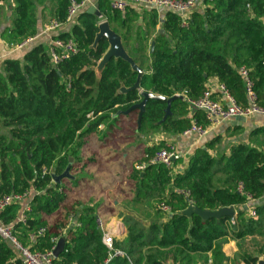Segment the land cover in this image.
<instances>
[{"label":"trees","instance_id":"obj_1","mask_svg":"<svg viewBox=\"0 0 264 264\" xmlns=\"http://www.w3.org/2000/svg\"><path fill=\"white\" fill-rule=\"evenodd\" d=\"M13 1L12 24L2 36L20 44L36 34L38 0ZM96 3L111 30L121 37L126 53L144 71L139 90L120 91L131 89L138 77L121 59H111L96 77L94 69L108 43L101 39L94 45L99 19L85 9L69 32L60 28L52 38L74 43L76 53L67 59L54 65L49 49L36 45L21 60H4L0 128L7 131H0V197L32 189L35 192L24 223L18 219L19 205L1 212L0 221L13 227L17 241L32 252L49 251L53 238H64L63 250L52 264H224L222 246L228 238L239 241L257 235L264 239V204L252 205L255 217L245 218L246 198L237 191L241 185L253 201L264 196V148L238 141L223 149L222 137L213 135L190 153L183 171L174 170L182 163L181 158L171 168L148 165L143 176L131 165L122 192L133 203L154 208V217L147 226L125 218L126 237L122 242L113 241L112 251L103 244V232L96 224L102 205L89 206L87 202L93 198H72L71 193L80 190L79 180L53 184L51 174L60 175L69 157L74 159L72 169L79 166L82 139L100 125L117 131L116 123L124 116L111 117L139 103L141 91L163 98L147 101L135 125L144 135H181L191 127L189 113L206 128L204 112H190L187 101L200 99L212 78L224 86L237 105L246 107L248 99L239 68L247 70L256 103L264 107V0L205 2L204 11H193L186 26L170 12L159 23L154 9L141 14L129 9L122 14L110 9L109 0ZM54 6L55 20L64 25L69 0H54ZM176 95L182 99L171 102V115L158 124L165 115L166 101ZM250 137L264 138V127L253 130ZM163 147V143L146 147L141 160ZM90 162L95 160L87 159L84 165ZM181 190L188 192L189 200L202 211L234 207V224L228 217L203 220L197 215H182L189 204L177 193ZM161 203L171 209L170 213L159 209ZM52 216H56L58 233L48 226ZM70 216L79 227L68 226ZM42 227L45 233L30 241ZM239 259L245 264L259 262L247 255H239ZM0 264H22L9 241L0 240Z\"/></svg>","mask_w":264,"mask_h":264},{"label":"crops","instance_id":"obj_2","mask_svg":"<svg viewBox=\"0 0 264 264\" xmlns=\"http://www.w3.org/2000/svg\"><path fill=\"white\" fill-rule=\"evenodd\" d=\"M95 3L96 0H92L85 7V10L87 11ZM205 4V2H199L194 8V11H204L206 8ZM14 6L13 0H5L3 5L0 6V72L2 63L6 59L21 60L23 54L36 45H44L49 49L53 41L52 38L55 35V32L44 33L45 26L51 20H55L54 0H38L36 2L35 11L37 19L36 34L33 37L27 38L31 39V41L21 48H19L21 43H11L8 35L3 37L2 34L3 30L9 28L12 24V11ZM131 10L141 14L150 9L143 8L137 10V8H135ZM156 12L159 16V23H162L164 14L167 11L158 9ZM98 19V24L106 21L102 14L101 18ZM262 21L264 23V18ZM141 23V20H138L137 24L140 25ZM71 25L72 24H64L61 29L64 32H69ZM157 28H159V26ZM95 74L98 78L100 73L96 71V67ZM218 85L219 83L217 80L212 78L208 80L206 88L213 92V96L217 100L224 102L223 95L217 89ZM119 114H122L124 117L118 119L119 121L116 123L118 127L117 131H107V128L102 124L98 127L100 131H95L82 139V141H84V145L81 147L82 161L79 166L74 167L72 170V174H74L76 180H79L78 187H80V190L73 191L71 197L80 200L93 198V201L87 202L89 206L94 204L102 205L98 212L97 219L99 218L101 222L102 219H106L105 223L102 222V232L109 234L113 241L122 242L125 239L127 234V228L124 222L125 218L127 219L130 217L140 221L144 226H147L154 217V208L146 204H135L128 194L122 192V189L126 187V177L129 175V168L143 158L144 149L146 147L158 146L161 143H163L164 146L174 145L182 159V163L174 167L175 173L183 171L186 168L190 153L197 146L202 145L204 140L209 136H221L223 139V149H228L230 145L238 141L250 143V145L255 148H264V145L260 144L262 141L264 142V138L257 137L256 139L250 137V133L253 130L264 127V116L262 115H256L253 118L247 119L246 122L241 125L232 126L231 121L222 122L209 127L207 136L198 139V137L192 133L170 135L164 132H157L144 135L139 133L135 128L138 120V111L135 110L132 114L127 115L119 112L113 115L111 119L117 118ZM0 131L5 132L7 130L0 128ZM91 158H93L95 162L86 163V165H84L85 161ZM29 202L28 200H24L17 204L20 206L18 219ZM251 204L254 206L264 204V196L259 201H254ZM244 212L245 218L250 217L248 209L244 208ZM55 217L56 216H52L49 219L48 226L52 229L53 233H58L59 229H57L54 222ZM235 218L236 210L234 219ZM62 234L64 236L65 232ZM263 246L264 239L257 235L248 236L239 241L228 238L222 246V251L226 257L224 264H245L239 259V255H247L264 262ZM208 257H210V254H208ZM210 262L209 259L208 263Z\"/></svg>","mask_w":264,"mask_h":264},{"label":"built area","instance_id":"obj_3","mask_svg":"<svg viewBox=\"0 0 264 264\" xmlns=\"http://www.w3.org/2000/svg\"><path fill=\"white\" fill-rule=\"evenodd\" d=\"M92 0H82L77 2L76 0H69V6L67 9V16L65 24H74L78 15L85 9V7ZM212 0H109V7L113 11L120 12L124 14L129 9H164L167 12L178 15L182 22L183 26H186V21L189 18L190 14L194 11V8L199 2H210ZM5 0H0V6L3 5ZM63 26L62 23L57 20H51L44 28V33L56 32ZM31 39H26L23 41L19 48L29 43ZM57 49L58 51H55ZM51 62L54 65H57L62 60L67 59L71 54L76 53V48L74 43L71 40L62 41V40H53L51 46L49 47ZM239 75L242 77L245 84V91L248 99V105L246 107H241L235 103V101L229 96L226 89L223 85H218L217 89L221 92L224 97V102L217 100L213 96V92L206 88L203 92L200 99L197 101H187L189 104V111L200 110L204 112L205 121L207 122V127L204 128L201 125H198L195 120L192 119L191 114L189 113V118L191 119V127L185 131L183 134H195L198 139H202L207 136L209 127L215 126L222 122L233 121L237 118L250 119L256 115L264 116V107L256 103V96L251 91V82L248 78L247 70L245 68L238 69ZM140 93V92H139ZM181 156L178 154L177 149L174 145H165L163 148L157 150L152 156L146 160H141L133 165L134 169L143 176L145 169L148 165L162 164L167 168L172 167V163L180 159ZM53 183V182H52ZM237 191L245 196L246 205L245 208L248 209L250 217H255V211L253 206H251L254 201L251 197L243 192L241 185L237 188ZM33 192L32 190H26L22 194H13L0 197V213L3 212L7 207L11 205H17L24 200L30 201ZM177 193L187 199L188 204H192L189 200V193L186 191H178ZM159 209L163 213H170L171 209L161 203ZM30 211L29 203L25 206L24 210L19 216V222L24 223L26 220V213ZM98 228L103 230L102 222L98 218L96 220ZM231 224H234V221H231ZM69 227H79V224L74 220L73 216H70L68 219ZM45 233V228H40L36 234L30 236V241H33L35 236H41ZM60 238H53L51 240L52 248L49 251L44 253L41 252H32L28 247L22 246L14 236V230L11 226H4L0 221V240L9 241L14 249L18 252L22 264H52L54 257L53 251L56 247V244ZM102 242L107 247L109 251H112L113 240L103 232ZM115 255L123 256V253L120 251H114Z\"/></svg>","mask_w":264,"mask_h":264},{"label":"water","instance_id":"obj_4","mask_svg":"<svg viewBox=\"0 0 264 264\" xmlns=\"http://www.w3.org/2000/svg\"><path fill=\"white\" fill-rule=\"evenodd\" d=\"M86 13L92 14V15L96 16L97 18H101V13L99 12L97 3H95L93 6H91L86 11ZM160 32H163V31L161 30ZM101 39H105L107 41L108 49L105 52V54L103 55L102 59L97 63L96 71L101 73L104 66L111 59L124 60L125 62L130 64V67L134 72L138 73V77H137V82L134 84V86L131 89H128V90L121 89L120 91L122 93H124V92L129 91V90H139V80H140L141 75L144 74V71L141 70L133 62V60L129 57V55L126 53V51L124 50L123 45H122L121 37L111 30L107 21H103V22H100L98 24V33L95 37L94 45H96L99 42V40H101ZM153 47H154V43L151 42V44H150L151 52L153 50ZM94 71H95V69H94ZM139 95L141 97V101L139 103L133 105L128 111L123 112L125 115H127V114H129V112H131L133 110H137L138 111V120H137L138 124H139V120H140L141 115L144 113V108L146 106L147 101L149 99H154V100L163 99L161 97L155 96L151 93L144 92V91H141L139 93ZM175 99H182V97L180 95H176V96H174V97H172L166 101L167 107L165 109V115L163 116L161 122L158 124H161L162 122H164L166 120V118L171 115L170 104ZM245 122H246L245 118H237V119L231 121V125L232 126L241 125ZM73 164H74V159L72 157H69L68 163H67L65 169L63 170V172L60 175H56V174L52 173L51 176H52L53 184H60L63 180H70V181L76 180V177L71 172ZM182 215L189 217V218L192 217L193 215H197L203 220H207L210 218L220 219L222 217H228L231 220H234L235 209H234V207H229V208L220 209V210L215 211V212H211V211H202V210L198 209L195 205L189 204V206L182 212ZM64 245H65V239L60 238L56 244L54 251H53L54 259H56L59 256V254L63 250ZM258 264H264V262L259 261Z\"/></svg>","mask_w":264,"mask_h":264},{"label":"rangeland","instance_id":"obj_5","mask_svg":"<svg viewBox=\"0 0 264 264\" xmlns=\"http://www.w3.org/2000/svg\"><path fill=\"white\" fill-rule=\"evenodd\" d=\"M99 129H101V128H99ZM96 131H100V130L97 129ZM85 138H86V137H85ZM83 145H84V141H83ZM83 145H82V147H83ZM81 149H82V148H81ZM81 149H80V152H79L80 154H81ZM72 170H73V169H72ZM72 170H71V172H72ZM74 172H75V171H74ZM73 175H74V174H73Z\"/></svg>","mask_w":264,"mask_h":264},{"label":"bare ground","instance_id":"obj_6","mask_svg":"<svg viewBox=\"0 0 264 264\" xmlns=\"http://www.w3.org/2000/svg\"><path fill=\"white\" fill-rule=\"evenodd\" d=\"M114 223V222H113ZM110 226V225H109ZM113 229V228H112ZM109 230V229H108Z\"/></svg>","mask_w":264,"mask_h":264}]
</instances>
